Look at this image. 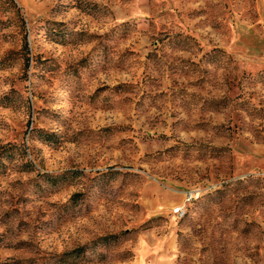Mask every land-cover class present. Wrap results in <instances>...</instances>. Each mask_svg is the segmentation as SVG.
<instances>
[{"label":"rangeland","instance_id":"1","mask_svg":"<svg viewBox=\"0 0 264 264\" xmlns=\"http://www.w3.org/2000/svg\"><path fill=\"white\" fill-rule=\"evenodd\" d=\"M0 264H264V0H0Z\"/></svg>","mask_w":264,"mask_h":264},{"label":"trees","instance_id":"2","mask_svg":"<svg viewBox=\"0 0 264 264\" xmlns=\"http://www.w3.org/2000/svg\"><path fill=\"white\" fill-rule=\"evenodd\" d=\"M52 135L53 134H51V133H45L44 136H42L41 138L43 139V141L48 142L51 140ZM21 150H22V153H24V155H25V148H21ZM22 169L24 171H30L32 169V166L28 162V164H26ZM54 180L59 182V181H62V178L61 177H55Z\"/></svg>","mask_w":264,"mask_h":264},{"label":"built area","instance_id":"3","mask_svg":"<svg viewBox=\"0 0 264 264\" xmlns=\"http://www.w3.org/2000/svg\"><path fill=\"white\" fill-rule=\"evenodd\" d=\"M197 193L198 192L196 190H191V191L187 192L185 195L186 196L185 200L186 201H192L196 197ZM173 213L175 215H182V213H183L182 207L177 206L176 208L173 209Z\"/></svg>","mask_w":264,"mask_h":264}]
</instances>
